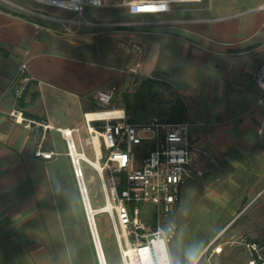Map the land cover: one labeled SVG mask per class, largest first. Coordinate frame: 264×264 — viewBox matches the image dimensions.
Listing matches in <instances>:
<instances>
[{"label": "crops", "instance_id": "obj_1", "mask_svg": "<svg viewBox=\"0 0 264 264\" xmlns=\"http://www.w3.org/2000/svg\"><path fill=\"white\" fill-rule=\"evenodd\" d=\"M263 5L203 0L173 4L169 13L146 18L119 5L130 22L178 23L152 32L117 27L65 33L59 23L0 0V264H73L65 192L80 190L56 128L82 127L84 113L103 108L98 91L114 87L123 93L147 78L176 91L192 145L217 160L203 161L206 172L183 186L174 210L178 225L199 222L203 237L191 249L199 255L214 236L227 232L264 242V99L253 79L264 64ZM19 86L28 87L22 106L15 95ZM17 108L54 129L23 128L10 116ZM39 145L54 155L36 157ZM179 241L172 262L188 264V243Z\"/></svg>", "mask_w": 264, "mask_h": 264}, {"label": "built area", "instance_id": "obj_2", "mask_svg": "<svg viewBox=\"0 0 264 264\" xmlns=\"http://www.w3.org/2000/svg\"><path fill=\"white\" fill-rule=\"evenodd\" d=\"M38 6L66 11L73 15L64 19L57 15L17 6L30 17L54 21L77 32L82 27H143L148 32L173 27L177 20L144 19L135 22L111 23L94 21L87 17L93 10L110 5L106 0H26ZM203 0H121L132 16L150 17L170 12L173 4H197ZM264 10V5L260 7ZM26 64L20 66L19 74ZM253 79L264 99V64L254 73ZM116 88L98 91V102L103 108L83 114V126L74 129L56 128L65 139L68 154L77 182H83L81 162L93 168L99 178L104 205L97 209L109 216L113 234L120 252L121 264H160L168 260L173 264L169 244L175 238L176 226L171 216L180 201L184 185L196 181L206 172L203 161L217 165V160L206 149L192 145L190 122H166L158 117L131 122L124 108H109ZM24 86L16 87L15 95L21 98ZM260 100V101H261ZM15 123L25 129L41 128L43 132L53 126L25 116L17 108L10 112ZM86 133L83 137L82 132ZM75 138L80 147L77 151ZM89 146L93 159L87 157L84 147ZM39 145L36 157L50 159L54 152L42 151ZM76 153V160L72 155ZM78 167V168H77ZM214 237L198 255V264H212V259L223 252L227 242ZM237 244L246 252V264H264V242L241 236Z\"/></svg>", "mask_w": 264, "mask_h": 264}, {"label": "rangeland", "instance_id": "obj_3", "mask_svg": "<svg viewBox=\"0 0 264 264\" xmlns=\"http://www.w3.org/2000/svg\"><path fill=\"white\" fill-rule=\"evenodd\" d=\"M8 1V0H7ZM16 4H19L25 8L39 9L41 11L57 15L58 17L64 19H71L73 15L62 10H57L53 8L38 6L31 1L26 0H9ZM120 0H108L110 8L104 9L102 11L94 12L93 20L99 22H111V23H126L130 22L124 13V9L119 7ZM23 13V12H22ZM95 17V18H94ZM34 18V17H33ZM63 31L67 32L61 24ZM91 33H100L106 30V28L100 27H82ZM80 28V30L82 29ZM27 83V81L25 82ZM138 81L135 80L131 83L128 92L132 93L133 90L138 86ZM157 94L152 102H149L144 110V117L140 121L148 120L151 117H158L161 120H167L172 108L180 101L179 95L172 87L160 85L156 88ZM121 91H114L113 96L114 101L110 103L108 107H118L123 106L121 103ZM112 96V97H113ZM98 100V98H97ZM118 104V105H117ZM131 115V114H130ZM86 133H83V137ZM75 144L77 151H80L79 144L75 138ZM84 152L88 158L93 159V153L91 147L86 146ZM81 168L84 175L85 184L88 190V195L92 207L97 210L104 205V197L101 188L99 178L93 168H91L87 163L81 162ZM75 175V174H74ZM75 177V176H74ZM76 179V178H75ZM77 187V186H76ZM65 219L64 226L66 232V241L69 245V249L72 255L73 264H99L97 255L94 248L93 238L90 232V228L87 221V216L85 208L83 206L82 198L80 192H77L76 188L69 187L68 192H65ZM96 227L98 235L101 241L102 249L106 258L107 264H121L120 252L113 234L112 225L110 223L109 216L105 213H97L95 215ZM171 221L176 226V235L178 234V241L175 238L169 244L170 253L173 247H177L179 244V239L186 240L185 246L191 249V247L196 246V240L202 239V231L198 227V221L188 220L185 223H179L174 218V212L171 216ZM236 225V224H235ZM232 229V228H231ZM229 229V230H231ZM220 235V234H219ZM247 237L251 240H255L253 237H248L246 235H233L225 233L220 238L219 241L227 242L223 246V252L212 259V264H246L247 254L245 250L237 244L238 239L241 237ZM216 237V236H214ZM213 237V238H214ZM262 241V238H261ZM179 264V263H174ZM181 264V263H180Z\"/></svg>", "mask_w": 264, "mask_h": 264}, {"label": "trees", "instance_id": "obj_4", "mask_svg": "<svg viewBox=\"0 0 264 264\" xmlns=\"http://www.w3.org/2000/svg\"><path fill=\"white\" fill-rule=\"evenodd\" d=\"M160 85L167 86L165 83L147 78L140 82V84L133 90L132 93L126 91L121 93V103L122 107L129 114L131 122H139L143 119L144 110L147 107L149 102H152L157 94L156 88ZM28 88V87H27ZM26 90L23 92L22 97L19 99L20 105L23 96H25ZM115 97L111 99V103L114 101ZM118 105V104H117ZM120 106L118 105L119 108ZM131 114V115H130ZM186 114V109L184 104L180 101L172 108L171 113L168 116L167 120H162L166 122H182Z\"/></svg>", "mask_w": 264, "mask_h": 264}, {"label": "water", "instance_id": "obj_5", "mask_svg": "<svg viewBox=\"0 0 264 264\" xmlns=\"http://www.w3.org/2000/svg\"><path fill=\"white\" fill-rule=\"evenodd\" d=\"M81 185H83V183L78 182V186H79V190H80L83 206L85 208V212H86V216H87L88 225H89L90 232H91V235H92V238H93V242H94V248H95V252H96V255H97L98 263L99 264H106L105 258H104V255H103V250H102L101 244L99 242V238H98L97 231H96V228H95V225H94V221H93V215L97 214L99 211L98 210H93V212H92L90 210L91 208H90V205H89V212H88V209L86 208V204H85V200H84V196H83V191H82V186ZM84 192H85V190H84ZM85 194H86V192H85ZM89 213L92 215V222L90 221Z\"/></svg>", "mask_w": 264, "mask_h": 264}, {"label": "bare ground", "instance_id": "obj_6", "mask_svg": "<svg viewBox=\"0 0 264 264\" xmlns=\"http://www.w3.org/2000/svg\"><path fill=\"white\" fill-rule=\"evenodd\" d=\"M72 155H73V157H74V159L76 160V157H77V155H76V153L72 150ZM78 168V167H77ZM80 182L81 183H83V185H81L82 186V191H83V196H84V200H85V204H86V208L88 209V212H89V205H90V210L93 212V210H95L93 207H92V205H91V202H90V199H89V195H88V191H87V188H86V186H85V183H84V180H83V182H82V180H81V178H80ZM84 190H85V192H86V194H85V192H84ZM88 200V201H87ZM99 213V212H98ZM96 215V214H95ZM95 215H93V221H94V225H95V228H96V231H97V227H96V220H95ZM89 218H90V221L92 222V215L89 213ZM97 235H98V231H97ZM98 238H99V235H98ZM99 242H100V244H101V241H100V238H99ZM101 247H102V245H101ZM103 250V249H102ZM103 255H104V252H103ZM104 258H105V255H104ZM105 262H106V258H105ZM107 264V263H106Z\"/></svg>", "mask_w": 264, "mask_h": 264}, {"label": "clouds", "instance_id": "obj_7", "mask_svg": "<svg viewBox=\"0 0 264 264\" xmlns=\"http://www.w3.org/2000/svg\"><path fill=\"white\" fill-rule=\"evenodd\" d=\"M188 264H198V250L190 249L187 253ZM160 264H170L168 260H162Z\"/></svg>", "mask_w": 264, "mask_h": 264}]
</instances>
